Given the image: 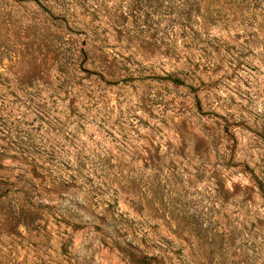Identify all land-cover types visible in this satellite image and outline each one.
Instances as JSON below:
<instances>
[{
    "label": "rangeland",
    "instance_id": "rangeland-1",
    "mask_svg": "<svg viewBox=\"0 0 264 264\" xmlns=\"http://www.w3.org/2000/svg\"><path fill=\"white\" fill-rule=\"evenodd\" d=\"M0 264H264V0H0Z\"/></svg>",
    "mask_w": 264,
    "mask_h": 264
}]
</instances>
